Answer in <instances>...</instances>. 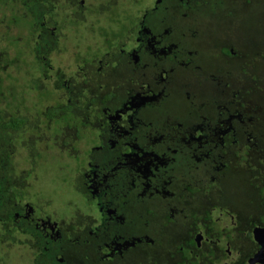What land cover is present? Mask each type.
<instances>
[{"label": "flooded vegetation", "instance_id": "1", "mask_svg": "<svg viewBox=\"0 0 264 264\" xmlns=\"http://www.w3.org/2000/svg\"><path fill=\"white\" fill-rule=\"evenodd\" d=\"M127 1H105L107 5H119L120 16L99 32L90 30V25L75 30L70 24H60L54 16L59 9L80 8L79 17L87 20L88 12L94 11L87 9L81 0H0V29L8 28L9 32L20 29L15 25L8 27L12 14L30 20L24 30L20 29L22 57L11 59L13 38L8 31L3 33L6 46L0 51L1 116L9 117L15 110L16 114L27 117L20 112L25 109L19 103L22 88L25 95L49 90L51 96L44 95L48 100L46 105L58 107L59 114H66L71 120L82 117L84 152L103 154L102 159L83 157V163L75 162L81 150L76 146L80 137L76 136L75 128L66 124L60 132L48 133L56 141V147L60 143L65 149H72L66 154L75 162L67 183L78 190L69 191L81 197L89 188L86 197L103 213L89 223L90 230L84 225L85 229L78 227L77 234L71 227L74 222L65 219L72 209L67 215L56 213L60 211L57 208L56 212L39 216L41 222L36 226L41 228L38 231L41 236L35 246L44 250L42 245L50 242L51 255L42 263L35 248L34 260L25 258L23 264H46L51 256L57 258L55 254L64 246L63 237L74 245L69 247L71 242L66 245L65 264L76 262L82 250L88 254L86 261L93 264H264V236L259 237L260 241L256 236L258 228L264 229V106L245 97L250 92L254 95L261 92L255 84L246 91L245 84L254 80L252 75H258L256 82L261 85L262 64L247 65V72L235 71L229 75L225 66L212 60L202 66L204 76L213 80L208 84L210 94L206 99L192 95L187 80L176 78L184 75V67L192 69L188 64L195 61L192 57L188 60L186 55L192 50L184 48L181 54L177 50L174 59L167 54L178 49L176 42L186 40L188 23H193L196 17L194 10L202 4L210 10L212 3L135 0L136 4L143 1L142 9L132 5L133 10L128 13ZM211 11L214 13V8ZM126 17L131 18L132 26L119 30ZM193 30L197 32V27ZM62 32L66 37L79 34L86 38L85 56L78 57L76 73L71 79L61 76L63 69L54 67L57 61L50 57L51 50L58 47L56 35ZM90 34L98 44L92 45ZM241 39L234 35L225 40L234 43L231 47L234 54ZM38 43L47 45V49ZM154 51L157 57L152 54ZM193 65L195 68L196 64ZM184 87L192 97L182 90ZM182 99L186 105H181ZM43 122L46 125L45 121H32V131H43ZM167 123L175 124V128L166 135ZM95 134L97 141L92 144ZM44 141L42 147H46ZM211 143L218 145L219 150ZM208 150L212 154L206 157ZM114 157L118 165L112 161ZM44 158L47 162L49 155ZM68 164L55 163L59 170ZM103 166L110 173L101 171ZM179 166L185 170L176 173ZM207 167L219 174L213 176ZM200 175L207 177L206 180H196ZM17 177L26 179L23 175ZM189 178L205 193L188 191L185 185ZM214 178L219 183L218 200L209 194ZM61 189L66 187L59 188V193ZM183 199L189 204L184 211L175 206ZM132 202L136 207L134 212ZM72 203L73 200L69 205ZM158 203L162 208L166 206V212L154 230L145 216L153 220ZM204 206L211 208L210 216L194 213ZM142 209L147 214H140ZM49 215L61 218L57 222ZM75 219L78 224V217Z\"/></svg>", "mask_w": 264, "mask_h": 264}, {"label": "rangeland", "instance_id": "2", "mask_svg": "<svg viewBox=\"0 0 264 264\" xmlns=\"http://www.w3.org/2000/svg\"><path fill=\"white\" fill-rule=\"evenodd\" d=\"M59 1L62 2V0H59ZM86 1L87 0H81L82 4H86ZM106 1L113 2L114 0H106ZM206 1H208V3H213L218 0H206ZM127 2L128 3H127V6L125 7V11H127L128 13H130L131 10H133L132 5H137L138 6L137 8L142 9L141 7L143 5V1H141L140 3L138 2L137 4L135 3V0H128ZM253 4L256 6L257 12L259 11L258 13L256 12V14H258L259 16L261 14L262 24H260V22H257L253 24L254 27L252 29L255 31L257 30L259 31L261 30V28L264 29V19H263L264 18V15H263L264 14V0H259L257 4L256 3H253ZM202 5L203 6H200L198 9L194 10L196 17H195V20H193V23L191 22H190L191 24L188 23V26L190 27H188L186 30V40L180 41L182 48H186L187 51L190 49L196 51L193 58L198 62H196V66L194 70L193 69L187 70V68L184 67L183 68L184 75L181 76L180 74L176 78L180 77V80L182 81L187 80L186 84L192 87V92H194L192 93V95L201 97L202 99H206L208 97L207 95L210 94V89H208V84L210 83V81L213 82V80H212V77L204 76L205 75L203 72L204 70L202 69V65L199 63L201 61L200 54H203L206 58L216 59L217 61H219L220 66L221 67L225 66V70L228 71L229 75H231L233 72L236 71L235 63H233V61H231L230 58H225L226 56L221 51V46H220L221 40H226L230 38L229 37L230 34L232 36L235 35V37L241 36V38L250 37V35L248 33V30H246L247 33H241V31L237 29V26L238 27L241 26L240 23L237 24L236 20H233L232 17L228 16L225 10H220L219 8L217 10L214 9L215 12L213 13V15L208 16L206 4H202ZM225 6H230V8L232 9L234 7L232 0H226ZM116 8L117 7H114L113 9L115 10ZM234 12H236V8H234ZM87 15H89V17L92 18L90 12H88ZM228 18L230 20H228ZM229 21L233 22L232 23L233 27H231ZM214 22H216L215 25L214 24L212 25V23ZM7 24L6 25L8 27H13L15 25L16 27L24 30L30 24V21L29 19L22 17L20 14H12L10 18L8 19ZM194 26L197 27V32H194L193 30ZM215 28H218V29L215 30ZM20 29H18L17 31V29L14 28V29H11V31L9 32L8 30L10 29L1 27L0 29V51L3 50L6 46V42L3 39V33H5V31L7 33L8 31L9 32L8 34L12 35V38H13V42L11 46L12 53L16 54V56L18 57L23 56L22 54L23 51H22V47H21V43L19 39ZM218 32H220L221 38L220 39L217 38L216 41L213 42V38L214 36L218 34ZM43 34L45 35V31H43ZM72 37L73 38H70L68 34H67V37L64 36V32H62L60 35H56V38L58 40V47H56V49L54 50L52 49L51 50L52 53L50 54L51 60L57 61L54 67L58 66L60 69L62 68L63 74L61 73V76L69 77V79L73 78V75L76 73L75 68L77 66L76 63L78 62L77 59L80 56V54L85 56L84 52L86 49L84 47L86 46V38L84 36L77 34ZM89 39H90V42H92V45L99 43V41L94 42L96 39L94 37L92 38V34L89 35ZM43 40L46 43L48 42L46 38H43ZM233 40L236 41L237 39L234 38ZM262 42H263L262 45H264L263 40ZM38 44L41 45L44 49H47V45H43L41 43H38ZM48 45H50V42L48 43ZM59 46L63 48L61 49L59 48ZM235 46H238V45H235ZM223 59H225V61H223ZM228 61L231 62V64L226 65L225 62H228ZM205 71H208V73L210 72V70H205ZM11 72H12V69H11ZM262 72L264 73V69H262ZM263 82H264V76H263L261 83ZM260 88H261V92L255 94L256 96H252L250 100L258 105L264 106V86L260 85ZM182 90L189 92L185 87L182 88ZM29 94H30L29 98L31 101L37 99V97H35L36 96L35 91ZM189 94H190V97H192L190 92ZM47 101H48L47 99L44 100L45 104ZM183 104L186 105L187 102L182 99L181 105ZM20 112H23L24 115H27L28 120H29L31 116L30 111H27V110L25 111V109H23ZM38 121L39 119L36 118L35 123H37ZM43 125H44V122L41 123V126ZM51 129H53L52 125L48 129H45V130H51ZM28 130H31V131L33 130V125L29 122L26 126L22 127L21 129V132L24 134L23 136H21L20 132L18 133L17 131H13L12 129L5 128L0 124V141L3 143V148L0 146V149L2 150V153L3 154L5 153L6 148H12V154L10 155V157L14 159L13 161H15V164H19V163L22 164L26 161L25 166L26 168L30 169V172L21 171L23 175L25 176L27 175L26 179L24 180L25 183L27 184L25 186L27 187L26 190L31 188L32 190H35L36 193H39V195L33 198L29 196L28 198L29 201L31 202V204L35 205L36 204L35 200L37 201V199H40V200L43 199L42 200V202L44 203L43 206L47 211L51 210L53 212H56V209L54 208L56 207V208L61 209V211L65 215L69 214V212L72 209V213L65 216V219L67 220L75 214V216L78 217V219L82 220L83 222H86V228L90 230L91 225L89 223L94 219V217L93 216H89V218L84 217L83 215H80L81 213L78 211L79 209L75 208L76 204H78L81 208L85 205V203L81 200L80 196L76 195L77 193L74 194L73 192L69 191V189L78 190V188L75 185L70 186V183H67V181H69L70 179L67 176L72 174L71 171L73 168V163L79 162V161H80L79 163H83L82 162L83 157H85V159H87V157L88 158L91 157L94 159H102L103 154H99L97 153V151H92V152L90 151L88 152V154H86V152H84V150L81 149L79 150V152H77L79 155L78 158L75 160V162H72L70 157L66 158V154L72 149L71 148L65 149L64 146H62V144L60 143L58 144V147H56L55 145L56 141L49 137V134H48L49 131L48 132L45 131L46 133L44 132L43 134L42 132L44 130L41 132L40 131L37 132L35 130V132L32 131V133L31 131H28ZM43 139H46L49 144H53L54 148L48 147L44 149L42 147ZM29 149H30V152L28 151ZM37 151H41L42 156H43L44 151L47 154H49V158L47 159L48 163H45L44 165L40 166L38 162L41 158L44 159V157L42 156L41 158H36L35 160H32L31 158L30 160L25 159L24 157L25 155L35 154ZM55 161L68 162L70 164L69 166L63 168V170H59L58 169L59 166L55 165ZM181 169H182L181 166L176 167L175 172L181 173L185 170V169L184 170L183 169L181 170ZM207 170L211 173H214L213 176H217L219 174L214 168L212 169L210 167H207ZM22 174L18 171V176H21ZM180 178L183 180V177L181 175H180ZM206 178L207 177H203L200 175L199 178L196 180L205 181ZM214 179H215V182L213 181V184L209 187V194L212 198L214 197L215 199L218 200L219 195H220L218 194L219 183L216 178ZM62 183H66V184H62ZM64 186L66 187V189H61V193H59L58 189ZM30 194H32L31 190H29V192L26 193V195H30ZM46 197H48L49 199H47ZM4 200H9V198H6ZM71 200L74 201V203L71 204L72 206L69 205V202ZM29 201L27 202L28 204H29ZM151 202H154V201L151 200ZM6 206L8 207V202ZM175 206L184 211L185 209L189 207V204L185 199H183L179 202H176ZM2 208L3 207H0V214H8V210L6 211L4 210V208L3 209ZM134 208L136 207H134V203L132 202L131 209L133 212H134ZM154 210H155L156 216L155 218H153V220L152 218L149 219V215H146L145 218L147 220L148 226L155 230L160 226L161 222L163 221V215L166 212V206L162 208L160 204L158 203V205L155 204ZM33 212L36 214L37 209L36 208L35 210L33 209ZM140 214H147V212L146 210L144 211V209H142ZM37 215H41V212L39 211ZM49 216L51 217V220H54V221L56 220L57 222H59L61 218V217H58L57 215L56 216L49 215ZM52 216H55V217L53 218ZM6 224H7V231L5 234L3 232L4 224L0 226V234L4 235L5 237L3 241L0 240V264H23V262L26 261V260H23L25 258H29V260L33 261L35 255L33 253H30L31 252L30 249H35V248L38 250L37 258L41 256L42 263L44 262L45 259H47L49 255H51V253H49V250H50L49 248L52 246L50 242H45V244L42 245L44 246V250L37 248L35 246L36 241L40 239L41 234L38 232H35L34 230L31 231L29 225L24 224L23 221H20V222L15 221L12 223V225L15 224L17 228L12 233H10L9 230L11 227L9 226V222H7ZM2 245L3 247H5L3 248L4 251L2 250ZM5 251L6 252L8 251V252L6 253ZM10 251H11V255H10ZM2 252H4L5 254L3 257H2ZM10 256L13 258V260L11 259Z\"/></svg>", "mask_w": 264, "mask_h": 264}, {"label": "trees", "instance_id": "3", "mask_svg": "<svg viewBox=\"0 0 264 264\" xmlns=\"http://www.w3.org/2000/svg\"><path fill=\"white\" fill-rule=\"evenodd\" d=\"M105 1L106 0H87L86 1V8L87 9H93V11H94V13L89 11L92 18H90L89 15H87V20L79 17L80 12H78V11L80 10V8H75V9L71 8V10H68V8H63L62 10L59 9V13L54 12L55 13L54 16H56L57 19L59 18L60 24H62V23L70 24L69 26L75 27L74 28L75 30L78 29L77 27H79V26L81 27V25H90L89 26L90 30L99 31L100 29L101 30L104 29V27L106 25L113 23L112 19H115V17L117 15L120 16L119 5H116V6H113L110 4L107 5ZM258 1L259 0H232L234 7L231 9L230 6H225L226 0H218V1L213 2L211 4L210 11L207 10L208 16L213 15V12L211 11L212 8H214V9L219 8L220 10H225L227 12L228 16L232 17L233 20H236L237 24L240 23L241 26H239V27L237 26V29L240 30L241 33H247L246 30H248L250 37H245V38L242 37V39L240 40L241 42H239V45L236 48H234L236 51L235 54L231 50V47L233 45L231 41L226 42L224 40V42L221 41V43H220L221 51L226 56L225 58H230L231 61H233V63H235L236 72H239V71H242V73L247 72L248 66L250 64L253 65L255 63H261L262 69H264V50L260 51V49L264 48V45H262V43H263L262 40L264 41V29L261 28V30H259V31L258 30L255 31L252 29L254 27L253 24H255L257 22H260V24H262L261 14H260V16L258 14H256L257 9H256V6L253 4V3L257 4ZM99 6H101V7H99ZM105 6L108 8H106ZM114 7H117V8L114 10L113 9ZM100 8H102V9H100ZM234 8H236V12H234ZM66 13H68V14H66ZM209 13H211V14H209ZM228 20H230V19L228 18ZM215 23L216 22L212 23V25L213 24L215 25ZM229 23H230L231 27H233L232 26L233 22L229 21ZM96 25H97V27H96ZM65 26H68V25H65ZM130 26H132V20H131V18L126 17L123 25L120 26L119 30L125 29V28L128 29V28H130ZM217 29L218 28H215V30H217ZM75 30H73V31L75 32ZM120 32H122V31H120ZM129 34H132V33H129ZM229 37L233 38V36L231 34L229 35ZM217 38L218 39L221 38L220 32H218V34L216 36H214L213 42H215ZM176 43L178 44V46H177L178 49L177 48L173 49L172 51H170L167 54L170 59L175 58L177 50H179V52H178L179 54H181V52L184 53L183 52L184 48L181 47L180 42H176ZM193 52H196V51L192 50L191 53H187L186 55L188 56V60H191V57H192V59L195 61V62H193V64H196V62H198V61H196L193 58L195 55V53H193ZM152 54L155 57H157L156 51H154ZM11 57H12L11 59H16L18 56H16V54H14V55L12 54ZM200 59H201V61L199 63L202 66L203 65H209L212 62V60H216V59L206 58L203 54H200ZM208 59H211V60H208ZM152 60H153V58H152ZM193 64H190V65L188 64V67L190 66L193 69L194 68ZM130 70H132V69H130ZM260 73H262V70L260 71ZM257 78H258V75H252L251 79H254V80L248 81V83L245 84L247 86V88H245L246 91H248V90L250 91V86L253 84H255V86L261 91V88L258 85L259 82H256ZM262 79H263V75H262ZM261 85L264 86V82L261 83ZM167 88H168V86L166 87V89ZM13 89L16 91V89L14 87H13ZM23 89L24 88H22V91L20 92L19 103L20 104L23 103V105H25V111L27 110V111L31 112V116H30L29 120H28L27 115H26L27 117H25L23 115L20 116V115L16 114L17 112H15V110H14V111H12V113L9 117H7L5 115L1 116L2 113L0 112V124H2L5 128L12 129L13 131L16 130L18 133L19 132L21 133L22 127L26 126L27 122L31 123L36 118H38L39 122L45 121V123H46V125L44 124L42 126V129H44V130L48 129L52 125L53 129L47 130V132L49 131L48 132L49 134L58 133L61 131L60 128L62 126L69 124L70 127L75 128L74 131L76 133V136L80 137L79 138L80 140L76 141V146H78L80 149H82V150L84 149V151H86V139L81 138V137H83V129H84V127H83L84 122L82 120V117H80V116H79V118L75 117L74 120H71L68 118V116L66 114H64V113L59 114L58 107L56 108L53 105H48V104L46 105L44 102V100H45L44 95L50 97L51 96L50 93H52V92L49 90L44 91V92L40 91L42 94L40 92H38L36 94L37 99L31 101L29 98V94L26 93V95H25V92L23 91ZM255 91H256V89H255ZM168 92L170 93V91H168ZM21 93H22V95H21ZM252 96H256V95H254L250 92L249 95L245 96V97L251 98ZM68 113H70V112H68ZM35 127H36V125H35ZM166 128L168 129V132H166V135L168 133L170 134L173 132L172 129L175 128V124L167 123ZM28 131H31V130H28ZM49 137H52V136H49ZM93 137H96L95 140L92 138V140H94V142L92 144H95L97 141V135L95 134ZM89 138H91V137H89ZM44 142L46 144V147H43L44 149L48 148V147L54 148L53 147L54 145L49 144L47 142V140ZM0 146L3 148V143L1 141H0ZM211 146L214 149L219 150L218 145H214V143H211ZM88 149H90V148H87V150ZM28 151L30 152V149ZM11 154H12V148H6L4 154L2 153V150L0 149V207H3L4 210H6V211L8 210V214H0V226L2 224H4L3 232L5 234L7 231V224L6 223L9 222V226L11 227L9 232L12 233L17 228V226H15V224L12 225V220L14 219V222L15 221H19V222L23 221L24 224L29 225L31 231L34 230L35 232H38V231L40 232L41 228H38V226H36V224L41 222V219L39 218V216L44 217L47 213H52L53 211H51V210L47 211L44 208V206H43L44 203L42 202L43 199L42 200L37 199V201L35 200L36 205L31 204V202L28 199L29 196L31 198H33V197L39 195V193H36V191L32 190L31 188L26 190L27 187H25V181L20 180L19 177H17L18 171L22 174L21 171L30 172V169L26 168V166H25L26 161L22 164H20V163L15 164V161H13L14 159H12L10 157ZM211 154H212V150H208V156H206V157L211 156ZM46 155H49V154H47L45 151L43 152V156H42L41 151H37L35 154H28V155H25L24 157H25V159L30 160L31 157L41 158V156L45 157ZM67 157H69V155H67L66 158ZM45 161H46L45 158L44 159L41 158L38 163L41 166V165H44L45 163H48V161L47 162H45ZM112 161H116V163H117V158H115V157L112 158ZM61 162L62 161H60V162L55 161V163H57V165H60ZM117 165H118V163H117ZM67 166H69V164ZM226 167L229 168L228 166H226ZM101 171H103L104 173H110L108 171L107 166H103L101 168ZM23 176L25 179V177L27 175L26 176L23 175ZM254 184H257V182H255ZM185 188L188 191H191L192 193L198 192V193L204 194L206 191V190L203 191L201 186L192 182L191 179H189L188 183L185 185ZM29 190H31L32 194L26 195V193H28ZM89 190H90L89 188H86L85 193L84 192L81 193L80 198L85 203V205L80 208V206L78 204H76L75 208L79 209L78 211L81 213L80 215H83L86 217L93 216L94 218H99L100 214L103 212L101 210H99L97 204L92 205L93 202L88 200L89 197H86V195H89L88 194ZM6 198H9V200H4ZM46 198L49 199L48 197H46ZM28 201H29V204L27 203ZM7 202H8V207L6 206ZM196 205L197 204H195V206ZM35 208L37 209V213H39V211L41 212V215H37V213L35 214L33 212V209L35 210ZM54 208L57 209L56 207H54ZM197 208H198V206H197ZM200 208H202V209H200L198 211L195 210L194 213L198 214L199 216H204V217L210 216V211H211L210 207L204 206V207H200ZM56 213H62L63 214L61 209H60V211H58ZM70 219L74 222L71 224V227H73V229H75V231H74L75 234H77L79 232L78 227L85 229L84 225H86V222H82L78 219V224H79V226H78L77 221L75 219V214L73 216H71L69 218V220ZM93 233L96 234V230ZM3 237H4V235L0 234V239ZM79 237L80 236H78V238ZM78 238L73 240V241H77ZM71 241L72 240H68L67 238L65 239L63 237L62 244L64 246L62 245L63 247L61 248V250L55 254V256L57 258L51 256L50 262L47 261L46 264H65V259H66L65 258V251L67 249L68 244ZM73 246H74L73 242H71L69 247H73ZM3 248H5V247H3V245H2V250H3ZM30 251H31L30 253H33V254L35 252L34 249H30ZM4 255H5L4 252H2V257ZM10 255H11V251H10ZM87 256H88L87 252L85 250H82V252L78 254L79 258L77 257L78 259L73 264H93V263H88L86 261V259H88Z\"/></svg>", "mask_w": 264, "mask_h": 264}, {"label": "water", "instance_id": "4", "mask_svg": "<svg viewBox=\"0 0 264 264\" xmlns=\"http://www.w3.org/2000/svg\"><path fill=\"white\" fill-rule=\"evenodd\" d=\"M258 233L256 234L257 238L259 239L260 236H264V229L262 228H258ZM260 241V239H259Z\"/></svg>", "mask_w": 264, "mask_h": 264}]
</instances>
